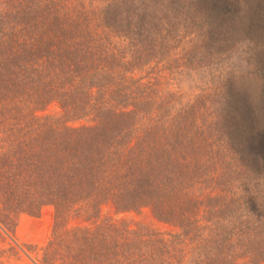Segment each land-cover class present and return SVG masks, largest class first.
<instances>
[{"label": "trees", "instance_id": "trees-1", "mask_svg": "<svg viewBox=\"0 0 264 264\" xmlns=\"http://www.w3.org/2000/svg\"><path fill=\"white\" fill-rule=\"evenodd\" d=\"M47 207L0 264H264V0H0V240Z\"/></svg>", "mask_w": 264, "mask_h": 264}, {"label": "rangeland", "instance_id": "rangeland-1", "mask_svg": "<svg viewBox=\"0 0 264 264\" xmlns=\"http://www.w3.org/2000/svg\"><path fill=\"white\" fill-rule=\"evenodd\" d=\"M161 68L163 67H155L154 73H152L150 77L147 78V80L154 82V80L158 79L162 89L177 92L181 94L186 101L201 94V89L209 87V84H206V79L209 77V75L191 73L180 78H175V74L172 75L167 70H162ZM46 113L52 116H59L61 114V110L57 104H52L48 107ZM85 123L86 121H83L80 124ZM105 212L107 213L108 211L105 210ZM122 217L124 216H119L115 219H121ZM127 217L129 220H143L157 228L167 230V228L160 226L156 221H154L150 212L146 210L140 215L131 214ZM52 227L53 209L51 207H47L43 210L42 215L38 218L27 215L21 216L16 234L13 237H7L3 235L5 242H3V240H0V242L3 247L8 248L9 246H13L18 250L19 246L28 245V247L33 249L35 253H40L51 238ZM37 254H34L33 258H37ZM3 264H35V262L31 258H28V256L23 252H21L19 256H9L5 258L3 260Z\"/></svg>", "mask_w": 264, "mask_h": 264}]
</instances>
